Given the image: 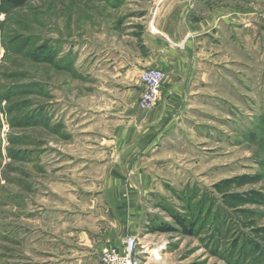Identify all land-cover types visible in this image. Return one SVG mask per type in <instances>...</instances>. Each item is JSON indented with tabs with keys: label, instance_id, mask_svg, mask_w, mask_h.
I'll return each mask as SVG.
<instances>
[{
	"label": "rangeland",
	"instance_id": "1",
	"mask_svg": "<svg viewBox=\"0 0 264 264\" xmlns=\"http://www.w3.org/2000/svg\"><path fill=\"white\" fill-rule=\"evenodd\" d=\"M155 1L23 0L0 10V264L61 263L55 250L49 258L53 225L35 209L51 205L56 159L82 151L93 109L111 107L125 90L118 77L130 76L127 66L118 74V49L134 53ZM251 41L264 45V31L252 30ZM258 47L250 77L236 65L238 76L219 82L216 97L193 99L141 155L138 167L152 179L139 235L149 264H264ZM177 218L193 223V233Z\"/></svg>",
	"mask_w": 264,
	"mask_h": 264
},
{
	"label": "crops",
	"instance_id": "2",
	"mask_svg": "<svg viewBox=\"0 0 264 264\" xmlns=\"http://www.w3.org/2000/svg\"><path fill=\"white\" fill-rule=\"evenodd\" d=\"M154 9L134 53L118 49V74L130 76L118 77V87L125 78V90L118 89L111 107L93 109L82 151L56 159L51 205L35 209L36 217L53 225L49 258L57 255L60 264H95L105 249L140 235L142 196L152 182L138 167L141 155L155 150L193 99L216 97L219 82L238 76L236 65L250 77L251 50L264 46L251 41L252 30L264 31V0H158ZM146 68L165 73L161 97L150 110L139 106Z\"/></svg>",
	"mask_w": 264,
	"mask_h": 264
},
{
	"label": "built area",
	"instance_id": "3",
	"mask_svg": "<svg viewBox=\"0 0 264 264\" xmlns=\"http://www.w3.org/2000/svg\"><path fill=\"white\" fill-rule=\"evenodd\" d=\"M165 73L158 68H146L141 72V92L139 106L144 110L152 109L159 101L164 84ZM140 239L128 235L121 246L105 249L99 257L100 264H149L139 251Z\"/></svg>",
	"mask_w": 264,
	"mask_h": 264
},
{
	"label": "trees",
	"instance_id": "4",
	"mask_svg": "<svg viewBox=\"0 0 264 264\" xmlns=\"http://www.w3.org/2000/svg\"><path fill=\"white\" fill-rule=\"evenodd\" d=\"M21 2H23V0H0V10H4L7 7L10 6H16L18 4H20ZM43 55V54H42ZM176 221L178 222V224L181 225V227L183 228L184 232L191 234L193 233V223H187L186 221H182L180 218H177ZM170 228V227H169ZM169 228H162L163 230H168Z\"/></svg>",
	"mask_w": 264,
	"mask_h": 264
}]
</instances>
